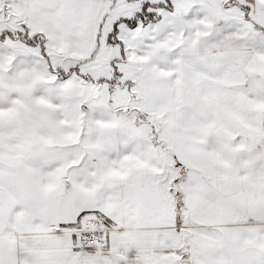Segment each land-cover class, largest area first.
I'll return each mask as SVG.
<instances>
[{
  "label": "snow or ice",
  "instance_id": "1",
  "mask_svg": "<svg viewBox=\"0 0 264 264\" xmlns=\"http://www.w3.org/2000/svg\"><path fill=\"white\" fill-rule=\"evenodd\" d=\"M0 264H264V0H0Z\"/></svg>",
  "mask_w": 264,
  "mask_h": 264
}]
</instances>
